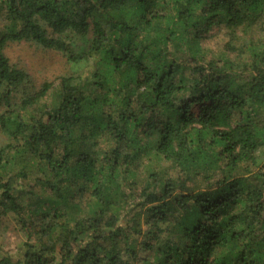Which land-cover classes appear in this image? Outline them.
Returning a JSON list of instances; mask_svg holds the SVG:
<instances>
[{
  "label": "trees",
  "instance_id": "16d2710c",
  "mask_svg": "<svg viewBox=\"0 0 264 264\" xmlns=\"http://www.w3.org/2000/svg\"><path fill=\"white\" fill-rule=\"evenodd\" d=\"M0 133V264H264V0H0Z\"/></svg>",
  "mask_w": 264,
  "mask_h": 264
},
{
  "label": "rangeland",
  "instance_id": "374dc122",
  "mask_svg": "<svg viewBox=\"0 0 264 264\" xmlns=\"http://www.w3.org/2000/svg\"><path fill=\"white\" fill-rule=\"evenodd\" d=\"M218 39L209 40L203 46L213 52L222 47V36ZM9 60L18 68L26 71L35 87L47 81L53 83L57 88L58 80L61 76L71 72H81L84 67L82 61L67 62L66 57L56 52H43L26 44H10L5 49ZM49 98V96H48ZM45 101H47L45 99ZM5 140L4 135L0 133V144ZM23 238L13 230L11 225L3 223L0 227V246L3 251L12 252Z\"/></svg>",
  "mask_w": 264,
  "mask_h": 264
}]
</instances>
